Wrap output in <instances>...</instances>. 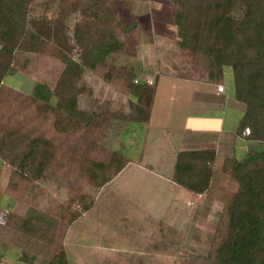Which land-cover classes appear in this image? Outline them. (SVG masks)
<instances>
[{
    "label": "rangeland",
    "instance_id": "374dc122",
    "mask_svg": "<svg viewBox=\"0 0 264 264\" xmlns=\"http://www.w3.org/2000/svg\"><path fill=\"white\" fill-rule=\"evenodd\" d=\"M113 1L118 11V23H133L129 18L131 15L143 28L138 27L136 41L130 44L131 49L136 45L135 53L133 55V50L127 55L113 54L97 70H86L81 77L82 94L65 100L71 111L81 110L94 116L89 128L83 132V138L88 143L85 145L84 142L83 145L79 138L82 146L94 144L109 153H121L129 159L130 164L101 189L91 188L74 172L58 171L56 168L44 180L12 195L8 190L12 169L0 159L1 264H48L61 251L66 254L69 264H189L204 262L208 258L223 203L213 193L191 198L171 182L170 147L164 146L165 151L161 148L164 143L156 139L159 127L155 128L154 125L157 122L159 125L162 122L169 125L173 134L171 140L176 148L180 134H183L179 128H196L199 125L191 113L194 108L188 105V92L184 90L183 96L179 94L171 110L167 102L161 99L163 89L160 91L153 114L154 126L150 129L151 138L146 140V125L126 120L131 103L137 102L138 98L127 93L123 85L128 75L133 76L135 83L146 85H156L158 79L163 77L161 85L166 86L169 80L164 77L180 79V75L188 78L184 80L207 82V59L205 56L183 53L173 45L179 38L170 12L175 0ZM155 7L164 9L160 17L162 22L157 20V12H151ZM59 10L60 0H34L31 22L35 23L41 17L53 21ZM238 10L239 7L234 12L238 13ZM79 20V12L72 13L65 20L69 36L72 37ZM117 26L115 30H108L111 41L115 45L128 42L130 35L121 31L119 24ZM149 26L153 32L156 31L155 35L165 36L167 40L161 45L155 42L153 36L148 35ZM72 57L79 61L77 48ZM63 69L62 62L47 55L16 52L12 72L4 81V93L0 95V146L3 133L8 130L17 139L43 136L42 132L50 134L54 119L36 114L24 99L34 98L40 103L57 105L59 99L53 94V89ZM230 80L229 76V83ZM9 89L14 91L8 92ZM231 89L234 93L232 85ZM170 90L173 92L178 88ZM168 109L171 113L167 112ZM163 113L165 116H162ZM207 126L216 131L214 123L201 122L198 127ZM202 131L188 132L192 137H188L186 142L191 140L194 141L193 145H198L204 135ZM194 134L196 137H193ZM211 134L215 135V132L211 131ZM248 134L247 129L241 136ZM66 140H69L68 147L66 143L62 149L72 168L74 148L70 139ZM247 141L252 145L261 144ZM183 149L199 150L193 146ZM248 149L250 153L264 150H256L255 146ZM237 154L243 155L241 159L245 157L242 148L237 149ZM223 162L222 158L217 160L211 186L234 193L238 185L229 174L221 172ZM139 163L142 169L137 167ZM75 194L92 197L94 204L92 210L84 213L78 221L68 223L60 219L57 212ZM69 213L67 211L66 216ZM9 215L41 224L53 235V243L49 245L38 241L8 226Z\"/></svg>",
    "mask_w": 264,
    "mask_h": 264
},
{
    "label": "trees",
    "instance_id": "16d2710c",
    "mask_svg": "<svg viewBox=\"0 0 264 264\" xmlns=\"http://www.w3.org/2000/svg\"><path fill=\"white\" fill-rule=\"evenodd\" d=\"M33 3L34 0H0V95L4 93V81L12 72L18 51L55 58L64 64V69L53 89L59 99L57 105L40 103L34 98L24 99L36 114L54 119L50 134L42 132L44 137L17 139L10 130L3 133L0 159L12 169L8 190L12 195L20 193L44 180L56 168L74 172L91 188L101 189L130 161L121 153H109L94 144L82 146L79 138L83 145L88 143L83 132L89 128L94 116L81 110L71 111L65 99L82 94L81 77L86 70H97L113 54L127 55L133 51L136 45L132 49L131 45L136 41V30L142 26L131 15L129 18L133 23H118L113 0H60L55 20L41 17L32 23ZM238 7V13L234 12ZM75 12L80 13V20L71 37L64 22ZM172 16L179 32L173 45L183 53L206 57L205 79L208 83L224 86L227 77H231L234 96L245 105L237 134L241 136L248 129L249 134L244 138L261 143L254 145L256 150L264 148V0H175ZM118 24L119 29L130 37L128 42L115 45L108 30H115ZM148 35H151L150 28ZM76 48L80 56L78 62L72 57ZM179 78L188 79L185 75ZM133 80V76L128 75L123 82L127 93L138 98L137 102L131 103L126 120L147 124L157 83L146 85ZM66 139H70L74 148L72 168L62 149L66 143L68 147L69 140ZM22 140L27 142L23 144ZM215 166L214 149L181 151L174 162L173 184L191 198L213 193L223 203L208 258L192 263L264 264V150L248 152L241 160L233 157L223 162L221 172L229 174L238 185L234 193L212 188ZM93 204L92 197L75 194L59 207L57 216L72 223L91 211ZM67 211H70L68 216ZM6 224L28 237L49 245L53 243V235L41 224L13 215L7 217ZM48 264L69 263L61 251Z\"/></svg>",
    "mask_w": 264,
    "mask_h": 264
},
{
    "label": "crops",
    "instance_id": "0c3cea01",
    "mask_svg": "<svg viewBox=\"0 0 264 264\" xmlns=\"http://www.w3.org/2000/svg\"><path fill=\"white\" fill-rule=\"evenodd\" d=\"M163 1V0H161ZM164 10V9H163ZM162 8L159 7L158 9L155 7V9L151 10L157 12L156 18L159 22H162L160 17H162ZM167 11V10H166ZM169 12V11H168ZM172 13V11L170 10ZM155 25V24H154ZM151 30V35L153 36V40L156 42H159V45L164 43L167 40V37L165 36H157L152 31L151 27L149 26ZM173 42V41H172ZM171 45V44H170ZM163 77L159 78L157 81V88L154 96V102L151 109V118L149 123L145 124V134H146V140H149L150 137V129L155 125V128L159 129L157 130L156 139H159V142H163L164 145L161 146V148L170 147V151L168 153L169 155V169L171 173L173 174V170L171 168L174 167V162L177 153L183 151V148L188 147H195L199 150H207V149H214L216 154V163L217 160L222 158V162L226 159H232L233 157L241 159L242 156H239L237 154V149H243L244 150V156L249 151V147L254 146L252 144H248V141L246 138L239 136L237 134L239 121L242 115L245 112V105L241 102L237 101L233 90L231 89V83H229V77H227L225 84L226 91L224 94H217L216 93V86L208 83V82H198V81H189L184 79H177L173 77H164V79H168L169 81L166 82V86H162V79ZM175 83V84H174ZM169 90L166 91L167 88ZM170 88H178V90H175L171 92ZM162 91L161 99L163 101L167 102V106L171 108L174 103V100L180 96H183V91L185 90L188 92V105L191 108H194L191 113L194 115L196 121L198 122L197 127H185L182 126L180 129V132H183V134H180V140L177 144L176 148L173 146V140H171L173 134H171V129L169 125H163L164 122H162L160 125L158 122L156 124H152L153 121V114L156 109L155 103L158 100V96L160 91ZM180 89V90H179ZM189 90V91H188ZM196 99V100H195ZM239 103V104H238ZM242 104L243 106H241ZM162 105V104H161ZM196 106V107H195ZM162 110V109H161ZM162 112V111H161ZM159 112V113H161ZM164 112H166L164 110ZM167 112H170L168 109ZM171 113V112H170ZM162 116H165L163 113ZM160 120V119H159ZM161 121H163L161 119ZM211 121V122H210ZM201 122L206 124L208 123H214V126H216V131L213 129H210L207 127H198L201 125ZM163 125V126H162ZM226 129V130H225ZM183 130H187L188 132L195 131L198 133V131H202L204 135L200 138L198 145H193L194 141L191 142V140L187 141V138L190 137L192 134L186 133ZM198 130V131H197ZM215 132V135L211 134V131ZM192 137V136H191ZM193 137H196L195 134ZM247 141V142H246ZM175 143V142H174ZM165 146V147H164ZM144 152L142 154V157H144ZM130 164V163H129ZM173 166V167H171ZM137 167H140L142 169L143 166L137 164ZM147 167V166H146ZM145 167V168H146ZM149 167V166H148ZM215 171V170H214ZM171 174V177H172ZM171 180V178H170ZM172 182V181H171Z\"/></svg>",
    "mask_w": 264,
    "mask_h": 264
},
{
    "label": "built area",
    "instance_id": "2783aa9c",
    "mask_svg": "<svg viewBox=\"0 0 264 264\" xmlns=\"http://www.w3.org/2000/svg\"><path fill=\"white\" fill-rule=\"evenodd\" d=\"M225 91H226V88H225V86H223V85H218V86L216 87V93H217V94H224Z\"/></svg>",
    "mask_w": 264,
    "mask_h": 264
}]
</instances>
